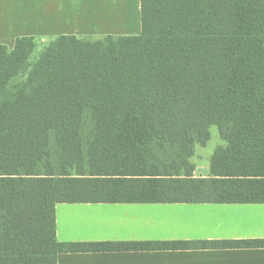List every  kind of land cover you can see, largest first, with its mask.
<instances>
[{"label":"trees","instance_id":"trees-1","mask_svg":"<svg viewBox=\"0 0 264 264\" xmlns=\"http://www.w3.org/2000/svg\"><path fill=\"white\" fill-rule=\"evenodd\" d=\"M141 32L0 44V264L264 239L60 242L57 203H264V0H140ZM30 67L24 80L15 81ZM217 126L225 142L196 177Z\"/></svg>","mask_w":264,"mask_h":264},{"label":"crops","instance_id":"crops-1","mask_svg":"<svg viewBox=\"0 0 264 264\" xmlns=\"http://www.w3.org/2000/svg\"><path fill=\"white\" fill-rule=\"evenodd\" d=\"M131 1L0 0V44L32 36L42 50L61 35H123L114 33ZM55 213L60 242L264 239V203H57ZM57 263L264 264V248L60 253Z\"/></svg>","mask_w":264,"mask_h":264},{"label":"rangeland","instance_id":"rangeland-1","mask_svg":"<svg viewBox=\"0 0 264 264\" xmlns=\"http://www.w3.org/2000/svg\"><path fill=\"white\" fill-rule=\"evenodd\" d=\"M130 4H131L130 5L131 9L128 11V13L129 12L130 13H129L128 18L126 19L127 22L123 25L116 26V28L122 29V31L114 33V34L124 35L128 31L132 34H135L140 31L141 15H140V10L137 9L138 8L137 1L132 0ZM98 37L99 36H92L91 39H96ZM38 43L39 42L36 41V48L31 54V56L29 57L30 64H33L37 60L41 52V48H40L41 45L39 46ZM29 69L30 67H28L27 70L22 72L15 81L24 80L27 76ZM210 133H211V137L208 140V142L205 144L197 143L194 148V154L189 158L190 162L194 164L195 166L194 174L197 176L206 175L210 167V160H211L212 154L214 153V151L216 150L218 146L224 143L220 136V132L217 126L215 125L211 126Z\"/></svg>","mask_w":264,"mask_h":264}]
</instances>
